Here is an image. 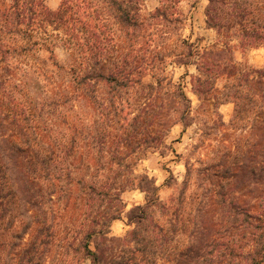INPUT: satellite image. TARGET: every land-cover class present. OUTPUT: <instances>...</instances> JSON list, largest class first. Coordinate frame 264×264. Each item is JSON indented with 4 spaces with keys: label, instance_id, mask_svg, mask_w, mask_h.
Here are the masks:
<instances>
[{
    "label": "trees",
    "instance_id": "obj_1",
    "mask_svg": "<svg viewBox=\"0 0 264 264\" xmlns=\"http://www.w3.org/2000/svg\"><path fill=\"white\" fill-rule=\"evenodd\" d=\"M45 1L0 0L3 264H264V67L235 62L224 41H179L188 52L173 64L196 69L193 110L186 86L156 74L165 68L158 41L179 23L169 6L142 18V0H61L54 11ZM207 1L208 28L242 50L264 48V0ZM40 52L45 59H34ZM193 124L208 139L248 129L252 156L238 159L242 135L214 139L213 164H185L192 194L163 203L154 181L135 173L137 156ZM136 189L145 203L127 212L132 229L111 236L122 194Z\"/></svg>",
    "mask_w": 264,
    "mask_h": 264
},
{
    "label": "rangeland",
    "instance_id": "obj_2",
    "mask_svg": "<svg viewBox=\"0 0 264 264\" xmlns=\"http://www.w3.org/2000/svg\"><path fill=\"white\" fill-rule=\"evenodd\" d=\"M61 0H46L45 5L51 11L56 10L60 5ZM169 6L171 10L169 14L173 15L178 24L168 26L165 30L168 35L162 43V40L158 41L159 45H164L166 51H160L157 55L159 59L165 62L164 71L157 72L160 78L166 80H172L174 83H181L186 86L185 92L191 101L193 110L198 106L197 98L192 94L190 87V77L196 74V69L193 65L178 66L173 64L175 55L185 56L188 50L182 47L181 40L187 41L198 48L206 49L213 45H217L222 48L224 42H227L230 46V56L233 57L235 62L243 64L247 67L254 69H261L264 67V48L254 47L246 50H242L238 46V42L235 39L223 40L222 34H218L217 30L210 29L206 24V8L208 6L207 0H142L140 15L142 18H148L157 8ZM231 40V41H229ZM224 41V42H223ZM57 59L60 63L66 64L67 56L64 51L56 50ZM47 54L40 52L34 59H45ZM142 57L140 53L139 58ZM160 66V65H159ZM144 81L148 82L151 79V73H143ZM222 86V83L220 87ZM233 104L226 102L221 105L219 112L222 120L225 124H229L233 115ZM202 128V126H200ZM241 136V151L239 154V160L248 164L249 156L253 153V142L249 136V130H237L227 131L226 135L222 134L209 139L205 137L199 126L193 124L186 129H183L181 125L174 126L166 140L165 148H159L157 150H150L143 154H139L137 157L139 160L135 166V173L137 175H147L154 181L155 186L158 188V197L161 202L167 203L172 198H177L179 193L183 190L186 194H192L195 190L192 183L194 182V176L192 181L188 185H183L186 176L185 164L189 163L196 169H204L205 165L213 164L215 161V154L221 151V145L216 140H236V137ZM222 143V142H221ZM250 151V152H249ZM221 154V153H220ZM242 155V156H241ZM246 186V183H244ZM250 191L249 187H246ZM245 189V190H247ZM122 200L126 206L124 213L119 220L112 223L110 228L111 236L123 237L128 231L132 229L128 225L127 212L134 206L143 205L145 203V194L140 190H127L122 194ZM157 219H161V215L157 214ZM162 220V219H161ZM1 229V226H0ZM0 230V246L3 243L4 236L1 235ZM15 242L14 240L11 241ZM51 260H56L60 249L57 247V243L47 249ZM5 257L0 252V264H3ZM82 264H90L88 260H85Z\"/></svg>",
    "mask_w": 264,
    "mask_h": 264
}]
</instances>
